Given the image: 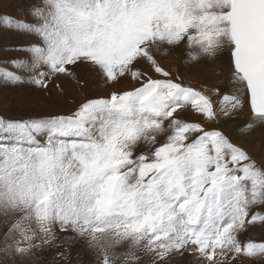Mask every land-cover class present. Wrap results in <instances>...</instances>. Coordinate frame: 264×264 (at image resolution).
<instances>
[{
	"label": "snow or ice",
	"instance_id": "6c2138e0",
	"mask_svg": "<svg viewBox=\"0 0 264 264\" xmlns=\"http://www.w3.org/2000/svg\"><path fill=\"white\" fill-rule=\"evenodd\" d=\"M0 23L23 37L3 85L104 89L0 114V264H73L74 245L93 264H264V157L227 130L246 114L240 135L264 133V0H35ZM206 61L215 83L180 70Z\"/></svg>",
	"mask_w": 264,
	"mask_h": 264
},
{
	"label": "bare ground",
	"instance_id": "6f19581e",
	"mask_svg": "<svg viewBox=\"0 0 264 264\" xmlns=\"http://www.w3.org/2000/svg\"><path fill=\"white\" fill-rule=\"evenodd\" d=\"M5 2V0H0L1 9L3 6H7ZM17 34V32L9 31L5 25H3V28H0V38L21 44L23 41H19L16 36ZM19 36L21 35L19 34ZM8 49L6 50V53H0L1 58L10 55H23L22 53L11 52ZM178 63V58L171 62L174 70L178 66ZM221 67L222 65L219 61H206L189 69H184L181 66L180 70L185 71L186 76H188L193 83L206 82L211 84L221 79ZM86 80L87 84L82 88H76L75 86L68 87L66 85L67 92L64 96L57 94L55 89H53L50 94L46 95L31 85H24L12 89V86H5L0 82V114L10 117H19L33 113H70L75 107L74 101L79 102L86 96L101 94L104 91L100 83L96 81L94 77L88 76L86 77ZM127 85L128 82L125 81L123 86L126 87ZM5 88H11L12 91L10 93L8 91H1ZM238 134L240 135L239 132ZM249 143L251 145L250 149L258 156V158L264 157L263 154H260V150H264V133H253L249 137ZM71 256L73 264H93L92 256L79 245L73 246Z\"/></svg>",
	"mask_w": 264,
	"mask_h": 264
},
{
	"label": "rangeland",
	"instance_id": "374dc122",
	"mask_svg": "<svg viewBox=\"0 0 264 264\" xmlns=\"http://www.w3.org/2000/svg\"><path fill=\"white\" fill-rule=\"evenodd\" d=\"M5 1H6L5 3L7 4V6H3L2 9L0 8V16L11 15L13 17H24L27 14L28 9L30 8V6L35 2V0H5ZM5 7H6V9H5ZM0 25H1L0 28H3V24L0 23ZM9 31H11V30H9ZM16 36L18 37L19 41H23V37L19 36V33ZM14 45H19V44L17 42H15V41H11V40H8V39L0 38V53H6V50L9 47L14 46ZM0 59H3V57L2 58L0 57ZM15 88H17V87H13L12 86V89H15ZM1 91H8L10 93L12 90H11V88H5V89H3ZM245 119H246V114L242 115L237 120L230 122L227 125V130H228L229 134L232 135L233 138L236 139V141L238 143L244 145L251 153L256 155L250 149L251 145L249 143V137L252 134L251 135H239L238 134L239 129L243 125V122H244ZM239 140H241V141H239ZM260 154L264 155V150L263 149L260 150ZM55 256H56V253H55L54 250L49 252L46 255V257H45L47 264H53V258ZM49 260H50V262H49ZM72 262H73V259H72Z\"/></svg>",
	"mask_w": 264,
	"mask_h": 264
}]
</instances>
